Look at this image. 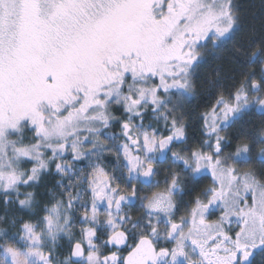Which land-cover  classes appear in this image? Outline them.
Returning <instances> with one entry per match:
<instances>
[{"label":"snow or ice","instance_id":"snow-or-ice-1","mask_svg":"<svg viewBox=\"0 0 264 264\" xmlns=\"http://www.w3.org/2000/svg\"><path fill=\"white\" fill-rule=\"evenodd\" d=\"M0 264H264V17L0 0Z\"/></svg>","mask_w":264,"mask_h":264},{"label":"trees","instance_id":"trees-1","mask_svg":"<svg viewBox=\"0 0 264 264\" xmlns=\"http://www.w3.org/2000/svg\"><path fill=\"white\" fill-rule=\"evenodd\" d=\"M240 3L243 14L245 17V26L247 27L249 24H254L257 28H259L260 21L262 17H264V10L261 9V0H238ZM255 16V20L253 21L252 17ZM226 56V54H225ZM216 63L213 60H209V63L206 65L205 71L210 73L216 67ZM225 71L228 70V65H224Z\"/></svg>","mask_w":264,"mask_h":264}]
</instances>
